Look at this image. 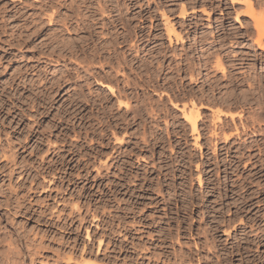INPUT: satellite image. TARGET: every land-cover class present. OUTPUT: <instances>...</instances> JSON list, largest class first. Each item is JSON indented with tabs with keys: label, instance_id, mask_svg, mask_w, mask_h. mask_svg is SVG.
Segmentation results:
<instances>
[{
	"label": "rangeland",
	"instance_id": "rangeland-1",
	"mask_svg": "<svg viewBox=\"0 0 264 264\" xmlns=\"http://www.w3.org/2000/svg\"><path fill=\"white\" fill-rule=\"evenodd\" d=\"M89 1L0 0V264H264V50L248 5L102 0L145 35L144 53L117 46L140 56L120 64L110 45L128 29L94 27Z\"/></svg>",
	"mask_w": 264,
	"mask_h": 264
},
{
	"label": "bare ground",
	"instance_id": "bare-ground-1",
	"mask_svg": "<svg viewBox=\"0 0 264 264\" xmlns=\"http://www.w3.org/2000/svg\"><path fill=\"white\" fill-rule=\"evenodd\" d=\"M88 2H90L89 0H87ZM243 1H245L246 2V4L248 5V7H249V11H248V13H247V16H249V17H251L252 19H253V21H254V29L256 30V32H257V34H258V39H257V44H258V46L261 48V49H263L264 50V47H263V41H264V2H262V3H260V2H258L259 4L257 5V6H259L258 8H260L261 9V13H260V15L257 17L256 16V13H255V11H254V8L256 7H254V3H252L253 1H251V0H243ZM256 1V0H255ZM254 1V2H255ZM108 2V1H107ZM107 2H105V3H103L102 2V0H98V5L100 6H98L97 8H96V12L97 13H94V15H100L102 18L101 19H97V18H95L94 16H92V17H94V18H92L91 17V19L92 20H96L97 21V24H94L93 26L95 27V26H97V25H99V23H102V28L104 29V31H109V33H110V29L113 27V25H115L116 23H120L121 25H123L124 27H125V29H128L127 30V33H125L126 35H124V36H122V34H118V32H116L115 33V36H114V39L112 40V42L111 43H113L112 45H110L111 47H113L114 48V50H112V51H114L113 53H115V56H116V61L117 62H119L120 64H121V62L124 64V63H126V62H128V58L129 57H131L130 59H131V62L133 63L134 61H139L140 60V56H137L136 54L135 55H130L129 57H126V53H123V54H121V53H119L120 52V48H117V46H121V44H127L126 46H129L130 47V49H135V50H137L136 51V53H139L140 51L142 52V53H144V51H142L141 49H139L138 48V46H137V44H138V42H139V40H142L141 38L142 37H144L145 35L144 34H142V36H141V38H140V36H139V32H142V29H140V28H138V31L136 30L137 28H134V29H132L131 28V30H130V26H131V19L129 18V17H127L128 15H123V14H121L122 16L119 18V19H116L114 16H112V17H109V15H111V13L113 12V10H115L116 8L115 7H111V9H110V6L107 4ZM118 3V2H117ZM120 3V2H119ZM101 4H102V6H101ZM238 4V3H237ZM119 5V4H118ZM89 8H93V7H88V9ZM260 11V10H259ZM108 12H110V13H108ZM99 13V14H98ZM185 13H186V11H185V9H183V12H182V15L183 16H185ZM107 14V17L105 18L104 16ZM109 17V18H108ZM118 18V17H117ZM90 19V18H89ZM84 21L83 20H79V25L77 26L78 27V29H81L82 28V23H83ZM91 22H93V21H91ZM85 24V23H84ZM90 27V26H89ZM101 27V26H100ZM90 29H92L91 27H90ZM114 29V28H113ZM140 29V30H139ZM95 30V29H94ZM116 30V29H115ZM93 31V30H92ZM113 32V31H112ZM107 33V32H106ZM114 33V32H113ZM103 34V33H102ZM168 34H169V37L171 38V34H175V36H176V31H175V29H174V27L172 28V29H170V30H168ZM110 35V34H109ZM107 36V35H106ZM110 37V36H109ZM169 38V39H170ZM177 38H179V35L177 36ZM111 39V38H110ZM121 39H123V42H121L120 40ZM107 42V41H106ZM110 43V44H111ZM104 44H105V42H104ZM109 44V43H108ZM111 49V48H110ZM152 50V49H151ZM113 53H112V55H113ZM214 52H212V54H213ZM216 53V52H215ZM214 53V54H215ZM111 54V53H110ZM215 58V57H214ZM113 59H114V57H113ZM120 64H119V66H120ZM122 64V65H123ZM232 64V63H231ZM205 65H207L206 66V70H209L210 68H212V69H215V70H219V71H222V72H224V71H226V68L224 67V65L221 63V60H217L216 62H215V65H211V63H210V60H209V58H208V63L207 64H205ZM234 66H235V64H234ZM121 67V66H120ZM120 69H122V68H120ZM122 70H124V69H122ZM160 70V69H159ZM171 70V69H170ZM125 71V70H124ZM156 73H158V77H160V74H159V71H155ZM227 72V71H226ZM124 73V72H123ZM225 75H227V73H224ZM229 75L230 76H228L232 81H233V83L235 84V83H237V84H240V82L239 81H235V79H234V73H229ZM157 77V76H156ZM167 78V77H166ZM263 78V77H262ZM262 78H257L256 77V83L257 84H264V82H263V79ZM238 79V78H237ZM236 79V80H237ZM262 79V80H261ZM231 81V82H232ZM152 82V81H151ZM243 82V81H242ZM126 86L127 85H130L131 83H130V81H128V79H127V77L124 79V82H123ZM158 83V82H157ZM134 84V83H133ZM133 84H131V86L133 85ZM136 84H138V82L137 83H135L134 85H136ZM256 85V84H255ZM138 86V85H137ZM157 87V86H156ZM109 89H111L112 91H113V89H115V87H112V86H110L109 85V87H108ZM135 89H137V88H135ZM263 92H264V88L263 89H261ZM137 91H138V89H137ZM133 92H135V91H133ZM137 95H138V93H137ZM248 94H245V96H247ZM139 96V95H138ZM125 99H128V97H125ZM137 99V98H136ZM193 100V99H192ZM126 101V100H125ZM124 101V102H125ZM140 103V102H139ZM195 103V102H194ZM125 104H126V107H128L129 106V103H128V101L127 102H125ZM188 106V105H187ZM186 105H184L182 108H183V111H184V113H185V117H186V121L192 126V128H193V132H195V133H197V131H198V121H199V118H200V107L199 106H196V104H194V105H192L191 104V107L189 106V107H187ZM201 107H203V108H206L205 106H203V105H201ZM218 115H222V116H226V115H228L227 113H225L224 111H218ZM238 130V129H237ZM225 132V131H224ZM223 132V133H224ZM245 132H246V129H245ZM230 139H231V137L230 136H226V137H224V141L225 142H228V141H230ZM196 141V140H195Z\"/></svg>",
	"mask_w": 264,
	"mask_h": 264
}]
</instances>
